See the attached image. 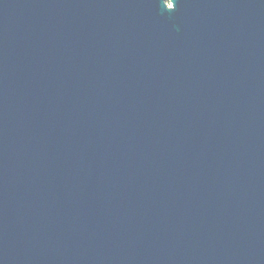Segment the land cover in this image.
Segmentation results:
<instances>
[{
	"label": "water",
	"instance_id": "water-1",
	"mask_svg": "<svg viewBox=\"0 0 264 264\" xmlns=\"http://www.w3.org/2000/svg\"><path fill=\"white\" fill-rule=\"evenodd\" d=\"M0 264H264V0H0Z\"/></svg>",
	"mask_w": 264,
	"mask_h": 264
}]
</instances>
